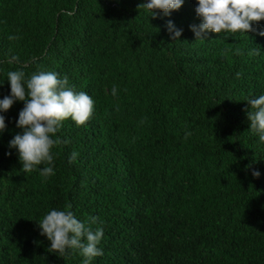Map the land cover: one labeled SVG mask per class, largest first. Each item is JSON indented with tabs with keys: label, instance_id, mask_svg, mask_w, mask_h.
Returning a JSON list of instances; mask_svg holds the SVG:
<instances>
[{
	"label": "trees",
	"instance_id": "obj_1",
	"mask_svg": "<svg viewBox=\"0 0 264 264\" xmlns=\"http://www.w3.org/2000/svg\"><path fill=\"white\" fill-rule=\"evenodd\" d=\"M147 2L0 0V99L9 71H51L95 103L86 124L63 121L47 179L8 146L24 102L0 113V264H82L41 235L53 209L98 217L91 264H264V142L245 111L264 95V21L196 40L197 0L155 17Z\"/></svg>",
	"mask_w": 264,
	"mask_h": 264
},
{
	"label": "clouds",
	"instance_id": "obj_2",
	"mask_svg": "<svg viewBox=\"0 0 264 264\" xmlns=\"http://www.w3.org/2000/svg\"><path fill=\"white\" fill-rule=\"evenodd\" d=\"M184 0H148L139 5L152 12L169 16L171 12L179 10ZM201 23L190 25L195 38L203 40L209 32L248 34L254 31L253 25L264 21V0H197L195 8ZM171 39L179 40L182 29H177L171 20L166 25ZM264 36V31L258 33ZM9 40L19 37L9 36ZM257 52L259 50H253ZM19 62L18 57H12L9 63ZM7 80L10 83V95L0 99V113L7 112L16 101L24 102L19 112L16 126L22 129L9 141V149H16L22 170L31 173L37 166L46 165L39 169V174L45 179L54 175L52 149L59 142L57 133L62 123L69 118L77 126L86 124L93 116L95 103L86 92H75L69 87L67 76L61 78L58 73L51 71H36L26 78L23 70L9 71ZM117 87L111 93L116 96ZM250 109H246L250 121V130L264 142V95L249 98ZM5 116L0 115V134L6 130ZM190 133H185V138ZM55 137V138H54ZM67 143V141H65ZM11 155V151L6 153ZM78 153L73 152L68 162L74 163ZM251 165H246V170ZM254 177H259V171H252ZM98 222V217H89L86 222L78 220L71 210L53 209L46 214L38 226L41 235L50 242L51 252L64 257L69 249L78 250L84 258L82 264H91V261L103 255L100 245L104 236L102 227L93 230L92 225Z\"/></svg>",
	"mask_w": 264,
	"mask_h": 264
}]
</instances>
